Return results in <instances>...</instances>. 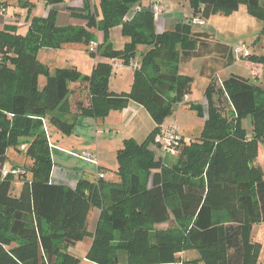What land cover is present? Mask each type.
<instances>
[{
	"label": "trees",
	"instance_id": "1",
	"mask_svg": "<svg viewBox=\"0 0 264 264\" xmlns=\"http://www.w3.org/2000/svg\"><path fill=\"white\" fill-rule=\"evenodd\" d=\"M82 1L80 9L69 8L85 21L82 26H56L55 9L46 17L31 16L33 5L22 1L27 31L20 33L15 25L0 30V264H82L69 248L85 238L92 240L85 258L94 264H174L178 253L187 250L197 257L182 264H256L260 246L252 230L264 223V172L254 162L257 144L264 141V71L260 80L231 73L216 88L218 66L229 67L238 56L234 46L213 31L196 30L205 22L191 20L205 21L244 5L263 21L258 37L264 44V0H188L191 17L160 34L149 12L136 13L138 24L122 21L141 0ZM116 25L128 38L120 49L108 40ZM95 30L104 37L88 52L110 62H97L89 74L73 66L51 72L37 59L40 47L68 42L89 47ZM240 57L264 65V53ZM117 59L126 66H131L130 59L137 62L128 92L109 90ZM195 59L201 60L200 75L209 79L203 93L207 117L198 135L181 136L173 161L156 157L150 147L155 135L193 81L179 72V64ZM38 75L46 78L42 89ZM73 82L86 83L90 96L89 105L79 107L81 115L103 119L132 101L155 123L143 141L123 140L116 151L118 181L80 178L74 187L50 182L53 163L40 118L70 134L77 114L67 100ZM223 94L232 108L230 118L222 114ZM188 107L203 117L201 104L190 102ZM246 117L251 124L248 135ZM32 135L25 152L31 165L20 167L23 172L17 175L3 176L6 150L18 147L19 137ZM134 167L148 177L147 185ZM16 181L21 184L18 193L13 188ZM94 207L99 209L98 220L89 231L87 218ZM165 222L166 229L154 228Z\"/></svg>",
	"mask_w": 264,
	"mask_h": 264
},
{
	"label": "crops",
	"instance_id": "2",
	"mask_svg": "<svg viewBox=\"0 0 264 264\" xmlns=\"http://www.w3.org/2000/svg\"><path fill=\"white\" fill-rule=\"evenodd\" d=\"M22 1H26L28 4L33 5L31 7L32 8L31 16L46 17L51 9H55L58 13L57 16L59 15L61 17H64L62 15L65 14L68 15V19H67L68 25L81 26L85 24L84 20L75 17L74 15H72L71 13L72 11L69 10V8H73L74 10L80 9L83 6L82 0H64L61 3H57L53 5L47 4L46 2L47 0H0V30H2L6 25H15L18 31L22 30V25L28 27V21L26 20L27 8L22 7L21 5ZM91 1L93 2V4H97L98 2V0H91ZM176 1L177 0H174L173 2H171V4H169L170 6H167L168 12L170 13L172 12L170 10L172 6L175 5ZM138 5H141V1L138 3ZM148 6L149 4L147 5V7ZM163 6L165 5L163 4ZM177 8L180 9L184 8V11H176V9H174V12L181 13V15L182 14L185 15V13H188V10H190L189 6L188 8H185L184 6L181 7L180 4L177 5ZM2 9L4 10L2 11ZM155 30L158 31V33H160L163 32L165 29L156 25ZM109 36H110V30L108 33V40L112 44V38L111 37L109 38ZM119 38H120L119 42L121 46L116 49L122 48L123 44L126 41H128V38L124 37L123 35H121ZM223 42L225 41L223 40ZM226 43L234 47L238 44V43L232 44L229 42ZM101 61L110 62V59L102 58L101 60L100 59L98 60L96 58L93 67L97 62H101ZM194 61H198L197 63L198 69H196V73L194 75L188 73V71H181L182 64L187 65ZM251 65L255 66L258 64L251 63ZM200 68H201L200 59H195L186 63L179 64V72L192 76L193 81L190 84L189 93L186 94L183 97V100L175 106L172 114L165 119L164 124L161 127L169 123H174L178 126L177 123L180 118V115L182 113H188L185 110H182L181 108L185 107L189 109L188 103L190 102L199 103L203 106L204 108L203 117L201 118L199 117L201 119V123L203 124L204 120L207 117V112H206L207 100L203 93L209 82V79L206 76L200 75ZM226 69L227 67L224 68L218 66L214 80V84L216 88H219L221 85V81L224 78H226L223 77V74L225 73L224 71ZM185 70H188V66H186ZM133 72L134 69L131 66H126L122 63L121 60L117 59L115 65H113L111 75L109 77V82H108L109 90L114 93L128 92L133 81ZM37 82H38V88L42 89L46 82V78L38 77ZM195 86H197L198 92L195 91L194 88ZM81 87H83L82 89L83 91L81 92H79V90H74V88H81ZM69 89H71L70 95H73V99L70 102L71 112L72 113L77 112V114L72 119L73 128L70 134L62 135L63 133L61 134V132H59L57 128L52 127L56 131V133L53 134H54V139L57 141V143L53 142L52 137L51 139H47L49 146V153L53 163L50 174V182L56 184H62L68 187H74L80 178H84L89 181H95L97 179L105 180L104 179L105 173L109 169L113 170L112 172L113 176L108 178L106 181L115 182L117 178L116 151L122 146L123 140L126 138H133L137 142L143 141L150 133V131L154 128L155 123L152 120L150 114L143 106L132 101L129 102L127 107L123 109L111 110L108 113V115L101 120L88 117L85 115H81V113H78L79 107H85L89 105V93H88L87 85L86 83L73 82L69 84ZM83 92L84 95H82ZM221 98L225 102L224 94L221 95ZM227 104H229V102L226 103V108H228ZM231 109L232 108L230 106V110L228 109L227 112L231 113ZM190 111L194 112L193 110ZM40 120L42 122V127H44L43 123L45 124L46 120L48 119L41 117ZM99 121L101 122L99 123ZM108 128L113 129L115 136L109 135V133L106 131ZM180 134L185 139V137L181 132ZM109 139H113L115 141V145L112 148L105 147L106 146L105 140H109ZM50 142L52 143V145ZM150 147H154L155 150L160 151V149L157 147V145L154 142L151 144ZM83 152L93 153L97 157L98 165L95 166L91 162L81 159L79 155L82 154ZM10 153H12L13 155L10 156ZM24 153H25L24 151L16 152L15 150L10 148L7 150L6 156L8 155L7 158L11 159V161L17 160V158H19L20 166L29 167L32 163V160L26 155H24ZM99 172H102L103 174L102 178H98ZM54 179L55 181H53ZM16 189L14 190L15 193H16ZM98 215H99V209L96 208V211H94L92 215L90 211L87 220L91 221L92 227L91 229H88L89 231H94L95 226L97 224ZM165 224L166 222L159 223L158 225L163 228ZM91 243H92L91 238H85L82 241L77 242L75 245L71 246L69 248V251L72 253H74V250L78 251L80 255L76 254V256L83 259L82 264H94L92 262H89L85 258V254L88 251L89 247L91 246ZM77 247L79 248V250H77ZM177 257H178V261L174 264H182V261L184 260L196 258L197 253L194 250H187L178 253Z\"/></svg>",
	"mask_w": 264,
	"mask_h": 264
},
{
	"label": "rangeland",
	"instance_id": "3",
	"mask_svg": "<svg viewBox=\"0 0 264 264\" xmlns=\"http://www.w3.org/2000/svg\"><path fill=\"white\" fill-rule=\"evenodd\" d=\"M159 1H160L159 5L161 7L158 9L157 13L155 12L153 6L146 7L149 4V0H141L142 6L139 5L142 7L141 11H135L134 12V11H130L131 10L130 9L128 11V13L122 18V21L123 20L125 21V19H127L126 21H129L132 23L136 22L138 24V22H139L138 19H140V18L138 17V15L135 16L136 13L141 14L144 12H149L153 16V20H154L153 22H154L155 28L157 25V26L162 27L164 29H171L175 26V24L179 20L185 19L189 16L191 17V11H189V10H188V13H185V15H183V14L181 15V13L174 12V9H176V11H184V8H181V9L177 8L178 4H180L181 7L184 6L185 8H188V6H189L188 0H177L175 5H173L171 10H170V11H172L171 13L168 12L167 6H170L169 4H171V2H173L174 0H159ZM163 4L166 7L163 6ZM136 5H138V4H136ZM62 16H64V17L56 15V18H55V25L56 26L62 27V26L68 25L67 24L68 23L67 22L68 21L67 20L68 15L65 14ZM193 18H197V17H193ZM262 25H263V21L256 18L255 16L251 15L247 11V9L244 5H240L237 10H234V11L227 13V14L214 13L209 19L205 20L204 25H197L196 30H211V31H213L214 35L218 39H220L221 41L224 40L225 42H229L232 44L238 43V44L244 45L247 49H249L250 53L262 54V53H264V44L261 41V39H259V37H258L259 33L261 31ZM78 26H80V25H78ZM26 31H27V27H25V25H22V30H20L19 32L24 34ZM93 33H94V39H95L96 43L102 42L103 37H104L103 33L101 31H98V30H95ZM156 33H158V31H156ZM160 33H162V32H160ZM160 33H158V34H160ZM121 35H122V33H121V26L120 25H116L110 29L109 38L110 37L112 38V44H113L114 48H119L121 46V44L119 42V39H120L119 37ZM88 48H89L88 45L84 44L83 42H68L64 45H61L60 47H40L37 50V59L42 64L46 65L51 72H54L57 68L72 67L73 66L76 69H78L82 74H89L93 69V64L95 62V59L97 58L98 60L99 59L101 60L103 57H101L99 55H96L95 57L91 56L88 52ZM197 63H198V61L191 62L187 65L182 64L181 71H188V73H191L192 75H194L196 73V69H198ZM186 66H188V70H185ZM252 68H253V66L251 65L250 61L247 58H241L239 56V58H237L234 63H232L229 67H227V69L224 71L225 73L224 74L222 73V74H223V77H227L228 75H230V73H232V74L252 78L253 76H255L252 74ZM255 68H257L256 71L258 74V75H256V77L258 78V80H260L261 76H262V72L264 71V65H255ZM220 76H221V74H220ZM38 77L39 78H45L44 75H38ZM38 77H37V81H38ZM260 83H262V81H260ZM194 88H195V91L198 92L197 86H195ZM82 89H83V87L74 88V90H79V92L83 91ZM70 93H71V89H69V94L67 96L69 106H71L70 102L73 99V95H70ZM193 93H194V91H193ZM82 95H84V92L82 93ZM197 96H199V95H197ZM89 99H90V96H89ZM191 99H193V98H191ZM226 100H225V102L223 101V104H221L222 114L224 116H226L227 118H230L232 116V114L230 115V113L227 112L228 109L230 110V106H229V104H227L228 108H226V103H228ZM85 107H87V106H85ZM181 109L185 110L188 113H182L180 115V118H179L178 123H177L180 132L183 134L185 139H187V138L189 139L190 137H193L194 135H198L200 130H201V127L203 125L201 123V119H200L201 117L199 118L196 115V112L194 113L185 107H182ZM70 111H71V108H70ZM231 111H232V109H231ZM99 120H101V119H99ZM243 121H244V128L246 129L247 135L251 134V124L248 121L247 117L245 119H243ZM100 122L101 121H99V123ZM43 126H44L43 131L45 132L47 139H51V137H52L53 142L57 143V141L54 139V134H53V133H56V131L52 128V127H54V128H57V127H55L53 124H51L48 120H46L45 124L43 123ZM100 127H102V126H100ZM106 131L109 133V135L115 136L113 129L108 128ZM62 135H64V134H62ZM65 135H67V134H65ZM60 137H62V136H60ZM108 137H110V136H108ZM18 140H19L18 143H16V145L18 147L10 146L8 149L11 148V149L15 150L16 152H19V151L26 152L27 148L29 147L30 143L34 140V138H33V135L29 136V137L21 136V137H19ZM105 143H106V146H105L106 148H112L115 145V141L113 139L105 140ZM51 145H52V143H51ZM151 148L154 149V147H151ZM7 150H6V154H7ZM155 154H156V157L167 156L169 161H173L175 159V156L164 155L162 152H160L158 150H155ZM11 155H13V154L10 153V156ZM24 155H26V154L24 153ZM254 162L264 172V141H259L257 144V152H256V157H255ZM19 163H20L19 158H17V160H14V161H11V159L7 158L5 165L6 166L8 165V167H11V168H17V167L18 168L19 167L25 168V166L24 167L20 166ZM132 170H134L135 172L140 174L141 182H144L146 185L149 183L148 177L145 178L144 173L139 172V170L136 167H134ZM112 172H113V170H110V169L107 170L105 173L104 179L107 180L108 178L112 177L113 176ZM29 177H31V174ZM53 181H55V179ZM116 181H118V177L116 178ZM20 186H21V184L19 181H16L14 183L13 188H14V190L17 188L16 193L19 192ZM94 211H96L95 207L92 208L91 215ZM158 224L154 225V228L157 230H164L168 226V224L166 223L165 226L162 228ZM91 227H92L91 221L87 220V229H91ZM252 232H253L254 240L257 241L259 243V246H260L259 251H258V257H257L256 264H264V223H259V224L254 225ZM77 250H79L78 247H77ZM73 254L74 255H76V254L80 255L79 252L75 251V250H74ZM80 259H81V263H82L83 259L82 258H80Z\"/></svg>",
	"mask_w": 264,
	"mask_h": 264
},
{
	"label": "built area",
	"instance_id": "4",
	"mask_svg": "<svg viewBox=\"0 0 264 264\" xmlns=\"http://www.w3.org/2000/svg\"><path fill=\"white\" fill-rule=\"evenodd\" d=\"M159 3H160L159 0H149V6H153L156 13L158 12V9L161 7ZM141 9H142L141 6L135 5L131 8L130 11H134V12L141 11ZM3 10L4 9H2V11ZM191 21L193 24H204L205 22L203 19H200V18H192ZM96 45H97L96 42L91 41L90 46H89L90 50H93L96 47ZM234 51H235V54L238 56L240 55L247 56L248 54H250L249 49H247L244 45H241V44L236 45L234 47ZM0 59H1V52H0ZM113 65H115V62L113 63ZM130 65L132 68L135 67L137 65L136 60L130 59ZM256 70L257 68L253 66L252 74L255 76L258 75ZM181 139L182 138H181V134L179 131V127L174 123H169L161 127L160 131L155 135L154 142L164 155L175 156L180 148ZM79 157L85 161L91 162L95 166L98 165L97 157L93 153L83 152L82 154L79 155ZM1 172L3 176H6L8 175V173L17 175L23 172V170L18 167L11 168V167H7L6 165H3ZM102 177H103L102 172H99L98 178H102Z\"/></svg>",
	"mask_w": 264,
	"mask_h": 264
},
{
	"label": "bare ground",
	"instance_id": "5",
	"mask_svg": "<svg viewBox=\"0 0 264 264\" xmlns=\"http://www.w3.org/2000/svg\"><path fill=\"white\" fill-rule=\"evenodd\" d=\"M20 168V167H19Z\"/></svg>",
	"mask_w": 264,
	"mask_h": 264
}]
</instances>
